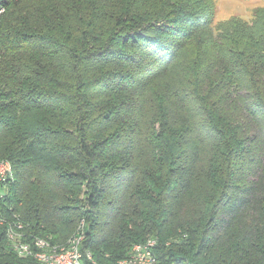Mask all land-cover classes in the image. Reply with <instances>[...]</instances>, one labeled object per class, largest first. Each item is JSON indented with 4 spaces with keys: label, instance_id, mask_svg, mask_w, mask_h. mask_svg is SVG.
<instances>
[{
    "label": "trees",
    "instance_id": "trees-1",
    "mask_svg": "<svg viewBox=\"0 0 264 264\" xmlns=\"http://www.w3.org/2000/svg\"><path fill=\"white\" fill-rule=\"evenodd\" d=\"M215 14L0 0V264H41L9 231H80L85 264L148 238L157 264H264V5Z\"/></svg>",
    "mask_w": 264,
    "mask_h": 264
},
{
    "label": "built area",
    "instance_id": "built-area-1",
    "mask_svg": "<svg viewBox=\"0 0 264 264\" xmlns=\"http://www.w3.org/2000/svg\"><path fill=\"white\" fill-rule=\"evenodd\" d=\"M10 172V165L7 161H0V181ZM12 241V247L22 256H33L41 264H85L83 255L79 248L83 238L82 232H78L68 239L66 244L52 245L48 241L37 239L34 241L36 250H33L28 243L21 242L12 231L8 232ZM21 237V235H18ZM156 241L148 238L145 242L135 243L131 246L128 254L117 261V264H157L154 253ZM86 258L92 261V256L86 253ZM96 264V263H93Z\"/></svg>",
    "mask_w": 264,
    "mask_h": 264
},
{
    "label": "rangeland",
    "instance_id": "rangeland-1",
    "mask_svg": "<svg viewBox=\"0 0 264 264\" xmlns=\"http://www.w3.org/2000/svg\"><path fill=\"white\" fill-rule=\"evenodd\" d=\"M216 6L215 21L238 16L250 21L253 10L264 5L263 0H213Z\"/></svg>",
    "mask_w": 264,
    "mask_h": 264
}]
</instances>
